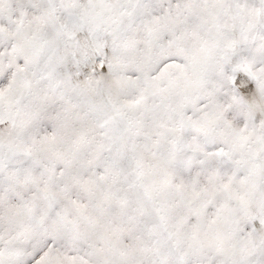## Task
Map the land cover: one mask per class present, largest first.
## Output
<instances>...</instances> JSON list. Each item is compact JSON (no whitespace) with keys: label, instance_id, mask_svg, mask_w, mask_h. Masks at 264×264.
Returning <instances> with one entry per match:
<instances>
[{"label":"snow or ice","instance_id":"6c2138e0","mask_svg":"<svg viewBox=\"0 0 264 264\" xmlns=\"http://www.w3.org/2000/svg\"><path fill=\"white\" fill-rule=\"evenodd\" d=\"M0 264H264V0H0Z\"/></svg>","mask_w":264,"mask_h":264}]
</instances>
